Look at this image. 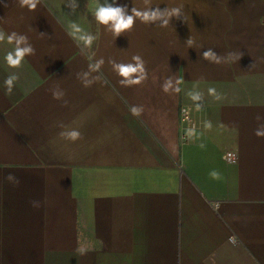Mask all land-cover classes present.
<instances>
[{"label": "crops", "instance_id": "1", "mask_svg": "<svg viewBox=\"0 0 264 264\" xmlns=\"http://www.w3.org/2000/svg\"><path fill=\"white\" fill-rule=\"evenodd\" d=\"M214 3L116 36L91 0H0V264H264V0Z\"/></svg>", "mask_w": 264, "mask_h": 264}, {"label": "clouds", "instance_id": "2", "mask_svg": "<svg viewBox=\"0 0 264 264\" xmlns=\"http://www.w3.org/2000/svg\"><path fill=\"white\" fill-rule=\"evenodd\" d=\"M35 6V3L31 4L32 8H35ZM90 7L94 11L96 21H98L100 25L107 26L116 36L124 33L126 30L128 31L131 29L134 26L137 17L144 21H160L161 25L163 26L167 25L173 16H181V10L179 8H164L163 10L161 8L139 10L133 4L131 8H129V4L122 2V0H91ZM7 39L9 41L14 39L16 42V47L7 52L5 60L11 66H18L24 60L26 54L33 52L34 49L30 43H27L28 37L24 34L13 32L7 36ZM81 39L85 40L86 43L91 44L93 37L91 35H87L82 36ZM187 42L191 43L192 41L190 38H188ZM203 54L205 57H212L213 59L217 60L220 59V57H218L211 49L205 51ZM135 59L139 60L140 58L137 56ZM102 63L103 60L101 59L95 65H92V67L98 68ZM115 67L124 77H128L130 74L136 73L137 71H144L142 63L137 65L117 64ZM84 75L87 76L88 73H84ZM17 78V73H11L5 78L4 83L8 85L7 90L9 92L12 90L11 86ZM138 79L139 78H137V80ZM84 82L85 84L90 83L88 80H85ZM127 82V80L121 81V83ZM169 84L170 81L165 83V89L168 88ZM190 94L192 95L193 99H200L199 92H192ZM133 110L135 111V109ZM258 134L264 133H261L260 130H258ZM62 135H68L72 138H76L79 135V132L73 130L68 133H62Z\"/></svg>", "mask_w": 264, "mask_h": 264}, {"label": "rangeland", "instance_id": "3", "mask_svg": "<svg viewBox=\"0 0 264 264\" xmlns=\"http://www.w3.org/2000/svg\"><path fill=\"white\" fill-rule=\"evenodd\" d=\"M160 1V5H161V9L163 10L164 8H168V0H159ZM215 0H191V8H187V9H191V12L193 14H200V10L201 9H205L207 10V13H213L215 10ZM178 8V7H176ZM179 9H181V7H179ZM176 23L174 26H172L171 23H169L171 25L172 29L177 30L178 28V23H180V20L178 19V17L176 16L175 18Z\"/></svg>", "mask_w": 264, "mask_h": 264}, {"label": "built area", "instance_id": "4", "mask_svg": "<svg viewBox=\"0 0 264 264\" xmlns=\"http://www.w3.org/2000/svg\"><path fill=\"white\" fill-rule=\"evenodd\" d=\"M183 139L187 140L188 136L187 135H183ZM226 158L231 163L236 162V157H235L234 153H232V152H227ZM232 239L234 240V238H232Z\"/></svg>", "mask_w": 264, "mask_h": 264}]
</instances>
